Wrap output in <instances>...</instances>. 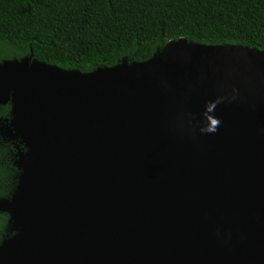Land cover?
<instances>
[{
    "label": "water",
    "instance_id": "water-1",
    "mask_svg": "<svg viewBox=\"0 0 264 264\" xmlns=\"http://www.w3.org/2000/svg\"><path fill=\"white\" fill-rule=\"evenodd\" d=\"M27 149L0 264H264V51L172 41L92 72L0 62Z\"/></svg>",
    "mask_w": 264,
    "mask_h": 264
},
{
    "label": "trees",
    "instance_id": "trees-1",
    "mask_svg": "<svg viewBox=\"0 0 264 264\" xmlns=\"http://www.w3.org/2000/svg\"><path fill=\"white\" fill-rule=\"evenodd\" d=\"M180 39L264 51V0H0V62L88 73Z\"/></svg>",
    "mask_w": 264,
    "mask_h": 264
},
{
    "label": "flooded vegetation",
    "instance_id": "flooded-vegetation-1",
    "mask_svg": "<svg viewBox=\"0 0 264 264\" xmlns=\"http://www.w3.org/2000/svg\"><path fill=\"white\" fill-rule=\"evenodd\" d=\"M11 105H0V199L11 200L19 185L21 170L18 162L21 156L27 152L24 145L17 140H11L6 136V128L11 119ZM4 224L0 227V241L12 234L9 231L10 215L0 213Z\"/></svg>",
    "mask_w": 264,
    "mask_h": 264
}]
</instances>
